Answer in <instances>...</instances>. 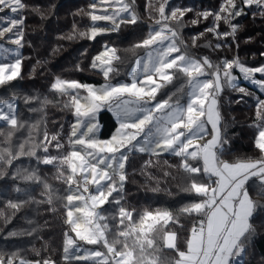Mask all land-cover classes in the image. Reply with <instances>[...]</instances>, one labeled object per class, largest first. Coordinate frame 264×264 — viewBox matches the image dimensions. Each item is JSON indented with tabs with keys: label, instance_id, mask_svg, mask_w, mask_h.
Instances as JSON below:
<instances>
[{
	"label": "snow or ice",
	"instance_id": "1",
	"mask_svg": "<svg viewBox=\"0 0 264 264\" xmlns=\"http://www.w3.org/2000/svg\"><path fill=\"white\" fill-rule=\"evenodd\" d=\"M134 2L135 0H132V3ZM167 3L168 0H162L158 8H155L160 17L156 19V25L159 27L152 29L146 38L133 46L144 48L146 56L136 60L130 83L114 85L110 82V74L117 71L114 61H119L121 57L116 49L105 46L104 50L93 58L91 67L102 72L108 83L97 88L58 77L51 84L53 92L68 97L65 107H71L76 117L75 123L71 125L69 141L73 146L72 150L63 156L40 157L36 150L24 151V144L19 146V153H12L7 148L0 149V160H4V153H7L9 164L20 155H28L44 165L58 163L67 166V174L63 167H58L59 176L64 177L68 185L69 194L64 197L65 222L70 233L74 234L73 236L69 232L65 233V261H91L92 264H165L158 255L159 248L156 245V234L162 232L163 247L174 250L178 257L174 264H232L235 257H240L245 252L248 240L253 235L250 218L256 205L245 185L254 177L264 185V159L236 163L221 159L224 145L229 141L222 135V117L217 97L223 91L224 84L246 93L243 87H238L235 83L237 77L233 75V69H239L245 80L259 85L264 90V79H255L256 73L264 76V65L247 67L240 63L238 58L232 61L223 60L213 65L207 57L196 59L182 51L180 45L183 41L179 40L177 31L167 21L171 19L177 24L181 23L188 9H175L169 16L165 11ZM253 5L264 15V0H239V3L237 0H224L219 12L200 13L204 19L214 17L213 25L206 28L205 32L213 34L217 39L231 36L233 42H237L239 24L232 21L244 15V9ZM99 7V13H87L93 22L92 25L85 31L74 28V34L69 36V39L78 35L80 38L95 40L107 32L118 31L123 24L138 23V17L131 4L125 0H115L114 6L110 0H100ZM109 7L112 8L111 12L108 11ZM25 8L23 0H0V13L7 10L15 14L10 22L0 26V40H8L13 45L22 46L24 17L20 12ZM92 8L96 9L97 5L93 4ZM98 21L109 22L112 27L98 26ZM220 22L227 23L230 32H220ZM191 23L196 24L198 21L193 20ZM203 35L204 33L199 34ZM199 36L192 38L193 47L199 46L196 43ZM215 47L220 48L222 45L216 44ZM0 51L4 53L3 59L0 60V85H7L20 77L22 60L18 52L14 59L9 60V49ZM77 70L82 69L77 66ZM180 75L186 78L187 103L181 104L178 99L173 102L172 97L158 101L157 96L161 89L173 83ZM208 76L212 78H204ZM81 90L86 95H81ZM43 103L48 101L44 100ZM105 106L114 112L119 127L111 139L101 141L95 137L98 125L94 121L96 113ZM256 108L257 132L254 146L264 153V100H260ZM0 124L12 129L24 126L16 114L15 98L0 102ZM206 124L211 125V139L203 144L194 143L209 134ZM53 141L55 148L62 147L58 134L51 135L49 139V134L45 132L43 140L37 142V148L43 145V152L47 154L48 145ZM133 152L156 157L163 153L173 154L182 158L183 170L192 174L189 177V186L184 191L195 194L199 199L185 205L180 211L201 218L198 226L194 225L191 229V234L186 240V250H180L176 246L177 234L167 231L170 223L179 224L170 211L146 210L137 220L133 210L122 205V194L127 180L126 164L129 153ZM189 158L202 161V168L187 163ZM146 165L152 166L151 162H146ZM164 175L168 176L170 173L165 171ZM199 175L207 177L209 182L195 179ZM14 178L40 182V177L34 170H25L23 173L17 170ZM73 184L76 185L75 190ZM89 185L94 186V192L89 190ZM44 187L48 190V203H51L50 186L45 184ZM113 193L120 195L113 197ZM108 203L118 206L117 212L113 214V219L117 220L116 236L111 240L109 217L98 211ZM10 204L13 209L18 210L20 207L18 203ZM129 240L132 241L131 245ZM78 242L90 246L102 244L107 251L92 249L80 254ZM120 243H123V249L116 246ZM16 260L17 254L7 258L0 256V264H16ZM18 264H40V261L31 262L19 258ZM43 264L54 262L45 259Z\"/></svg>",
	"mask_w": 264,
	"mask_h": 264
},
{
	"label": "trees",
	"instance_id": "2",
	"mask_svg": "<svg viewBox=\"0 0 264 264\" xmlns=\"http://www.w3.org/2000/svg\"><path fill=\"white\" fill-rule=\"evenodd\" d=\"M148 1L141 0L140 4L139 0L136 1L137 4L134 2V9L139 17L137 24H123L118 31L109 32L96 38L95 43H101V47L107 44L106 41L121 39L117 44L110 45L117 50V54L121 57L119 61H114L117 71L110 74V81L113 83L120 82L127 77L134 60L144 51V48L133 46L148 36L150 26L156 20V12L150 20L148 19L150 15L147 14L145 8L147 4L151 3V0ZM85 2L84 5H77L75 1L70 2L73 7L72 11L78 9L83 14L77 23L73 21V18L62 19L61 5L55 7L54 10L52 9L53 14L45 17L46 22L43 24V31L39 33V36L42 33H46L47 36H62L64 31V35L69 37L74 34V28L78 31H85L90 26V17L87 13L92 11L91 6L93 4L90 0ZM223 2L224 0H178V7L172 8L173 10L188 9L183 20L178 24V32L180 31L178 37L179 40L183 41V44L180 45L182 51H186L196 59L207 57L213 65H217L223 60L231 61L229 54H232L233 57L236 54L238 58L239 56L240 59L242 58L239 50L234 51L240 34L236 36V44H232L233 39L230 38L231 36H228L226 38L227 42L224 43L225 38L217 39L213 34L205 32L206 28L213 25L214 17L209 16L208 19H204L199 15L203 12H219ZM237 3H239V0H237ZM73 4L76 6H73ZM53 6L54 2L52 1L50 7L53 8ZM155 8L158 7L155 6ZM248 9L245 8V14L237 17L232 22L238 23L239 27L250 25L255 35L260 34L263 36L264 31L258 32L256 26H254L261 19L254 17ZM165 11L166 14L171 15V9H165ZM6 15L3 20L0 19V23L6 24L7 20L11 19L9 16L13 13H7ZM22 16L24 17V26L27 25L28 30L30 25L26 15L23 13ZM193 20H197L198 23H191ZM202 21H205V26L200 24ZM167 22L176 21L170 19ZM220 23L224 24V22ZM220 23L218 30L222 33L228 32L230 28L222 30ZM36 24L39 28L43 26L37 21ZM128 32L131 35H127ZM135 32L138 33L136 37L134 36ZM200 33H207L208 40H200ZM194 36H199L196 42L199 45L198 47H193L192 38ZM47 39L51 44L55 42L53 37ZM81 39L75 36L72 39L73 43L56 44L58 50L50 59L48 57V59L38 61H31L30 59L27 71L24 70L25 68L22 69L21 65V75L18 81L13 82L5 93H0V100H5L10 97L17 99V96H19L17 94L18 90L29 92V95H22L20 99L18 98L16 103L18 120L24 126L12 129L6 125H0V149L7 148L12 153H19L21 152L19 146L24 144V151L36 150L40 157L44 155L63 156L70 150L66 143L73 122L72 108L65 107L68 97H62L53 92L51 84L58 77L82 84H99L102 82V74L91 67L92 60L98 51L78 55L77 50L79 47L85 50L92 46L90 44L92 41L86 38ZM80 40V45L74 44L79 43ZM209 44L211 46H207ZM216 44H221L222 47L216 48ZM130 47V53H126L124 50ZM23 52L24 50L21 47V55ZM25 56L29 58V54H25ZM25 56L23 54L21 64H23ZM55 60L56 65L54 64ZM36 61L42 63V65L35 66L36 63L34 62ZM243 65L247 67L264 65V53H260L255 60L252 62L249 60ZM77 66L82 70H77ZM28 74L30 78H34L30 81L37 79L38 81L31 84L27 82L25 88L23 78ZM238 87H243L246 93L229 88L224 84L223 91L217 97L222 117L220 125L222 135L226 136L229 141L224 145L221 159L230 163L238 161L255 162L264 159V153H261L254 146L257 132L255 127L257 122L255 117L256 107L254 105L256 102L259 103L260 100H264V96L245 83H240ZM13 89L17 96L9 93ZM0 92H3V90ZM44 100H47L48 103L44 104ZM61 110L66 112L68 110L69 115L67 114L63 118L54 115L56 111ZM98 122L100 125V139L110 138L117 126L112 115L108 111H103L98 116ZM45 132L49 134V139L51 135L58 134L59 142L62 145L60 149L55 148V141L48 145L49 150L54 151L52 154L49 151L45 154L43 145L37 148V142L43 140ZM9 133H11V136H9ZM64 134L65 140H62L61 137ZM4 155L5 159L0 160V256L7 258L17 254L16 264L19 258L31 262L40 261V264H43L45 259L54 262V264H92V262L65 261L63 259L64 236L68 230V225L65 222L66 200L64 197L68 194V185L65 183L64 177L59 176L58 167H63L67 174V166H61L58 163L44 165L38 163L35 157L28 155H20L9 164L7 153H4ZM146 162H151L152 166H147ZM181 163L182 158L177 156L161 155L156 157L147 154H133L126 164L127 180L124 184L121 203L126 209L133 210L134 216L135 214L141 216L146 210L152 212L170 211L174 218L179 221V224L170 223L167 231L175 232L177 234L176 246L180 250H186V240L191 234L192 227L194 225L198 226L201 217L189 216L180 211L185 205L199 199L195 194L184 191L189 186V177L192 174L185 172ZM17 170L22 173L25 170H34L40 177V182H29L21 178H14ZM165 171L170 175L165 176ZM195 179L205 183L209 182L207 177L203 175L196 176ZM212 179L215 180V178ZM45 184L49 185L51 189V203H48V190L45 189ZM245 187L251 200L256 205L253 216L250 218L254 232L249 238L245 252L240 256L241 260L238 264H264V185L254 177L247 182ZM153 189L158 190L154 191ZM10 202L20 204L19 209H13ZM110 209L115 214L117 212L116 204H113ZM116 224L117 220L115 228ZM162 234V232L156 234V245L159 248L158 255L165 264H174L175 259L178 257L174 250L163 247Z\"/></svg>",
	"mask_w": 264,
	"mask_h": 264
},
{
	"label": "rangeland",
	"instance_id": "3",
	"mask_svg": "<svg viewBox=\"0 0 264 264\" xmlns=\"http://www.w3.org/2000/svg\"><path fill=\"white\" fill-rule=\"evenodd\" d=\"M52 1L54 2L53 8L50 7V4H51ZM74 1L76 2L77 5H84L86 3L85 2L86 0H23V3L26 5V8L21 10L20 15H22L24 13L26 15V19L28 21V24L30 25L28 30L26 28L27 25H25V26L23 25L22 26L23 27V40H22V46L21 47L23 48L24 52L21 55V53H20L21 52V47H18L16 45L11 44L8 40H0V49H4V48L9 49V53H8V59L9 60L14 59L16 57L17 52L19 53V56L21 55L20 56L21 59H22L23 54H24V56H25V54L26 55L29 54V58H27L25 56L24 62H23V64H21L22 65V69L25 68L24 70H26V71L28 69V65H29L28 63H29L30 59H31V61H35V60L38 61V60H42V59H48V58L50 59V58H52V55L58 50V45H56V44H58V43L59 44L60 43H64V44L73 43L72 42L73 40L69 39L68 36L64 35V31L62 32V36H53V35L47 36L46 33H42L41 36H39V33H41V31H43L42 30V28L44 27L43 24L46 22V20H44V19H45V17L51 16L53 14V10L55 9V7H57L58 5H61V7H62L61 10L63 12V15H61V17H62L63 20L67 19L69 17L71 19L73 18V21L75 23L79 22L80 17L83 16V14L78 9L77 10L75 9V10L72 11L73 7H72V4H70V2H74ZM90 1L93 4L97 5L96 9H93L92 6H91V9H92L91 12L95 11L96 13H99L101 11V8L99 7L100 0H90ZM136 1H135V4H137ZM125 2L130 3L132 10L136 13V11L134 9L135 6H134V3H132V0H125ZM161 2H162V0H159V2H158V0H151V3L146 5V8H145L146 12H147V14L150 15L149 18H148L149 20L152 18L153 15H155V12H156V19H160V17L158 16L159 15L158 12L155 10V6L158 7ZM110 3H112L113 6H114L115 0H110ZM140 3H141V0H139V4ZM36 6H38V7L36 8ZM73 6H76V5L73 4ZM175 7H178V0H168V3L165 5V9H167V10L171 9V12L173 11L172 8H175ZM108 11L111 12L112 8L109 7ZM248 11H251L252 15L254 17H258L259 19H261V20H258V23H256L254 25V26H256L255 27L256 30H258V32L264 31V15L261 14V10L259 8H257L255 5H253L252 7H250L248 9ZM7 13H11V12H8L6 10L4 13H1L0 14V19L3 20V18L5 16H7L6 15ZM123 15H127V14H123ZM136 15H137V13H136ZM11 16H9V17L11 19H13L15 17V14H13ZM137 17H138V15H137ZM140 19L142 20L141 16H140ZM10 20H7V23L10 22ZM36 21L38 23H41L43 26L41 28H39L37 26V24H36ZM138 21H139V17H138ZM92 23L93 22L90 19V26L92 25ZM96 23H97L98 26H101V27H109V28L112 27V25L109 22H106V21H98ZM167 23L170 24L177 31V33L179 34L180 31L178 32V24L176 22H167ZM200 24L202 26L206 25L205 21L200 22ZM3 25L4 24L0 23V26H3ZM157 27H159V26L156 25V20H155L150 26V31L152 29H154V28H157ZM220 27L222 28V30H227L229 25L227 23H224V24L220 23ZM111 32H116V31H111ZM228 32H230V29H229ZM108 33L109 32H107V34ZM105 34H102V35H105ZM238 34H240V38H238V43L239 42L240 43L238 44V46L236 45V48H235L234 51H238L239 50L242 58L240 59V56L238 58V56H236V54L234 55V57H233L232 54H229V57L232 60L235 59V58H238L240 63L245 64L249 60H251V62L253 60H255L257 58V55H259L260 53H264V35L263 36H261L260 34L255 35L254 32H253L252 26H250V25L246 26L245 25L243 27H239V29H238V31L236 33V36ZM127 35H131V33L128 32ZM206 35H207V33H204L203 36H200V40H202V39L203 40H208V37ZM252 35H254V37H252ZM134 36L135 37L138 36V33L135 32ZM48 37H53L55 39V42L53 44L49 43V41L47 39ZM76 37H79V36L76 35ZM248 37H250V38L247 39ZM230 38H232V37H230ZM46 39H47V41H46ZM81 40H80L79 43H74V44L80 45L81 44ZM119 40H121V39H117L115 41H111V40L110 41H106L107 44H104L102 47H101V45H102L101 43H97V44L95 43L96 39L95 40H89V41H92L90 43L92 46H89V48H87L85 50H82V48L79 47L77 52L79 53L78 55L81 56V55L89 54L90 51H91V53L94 52V51H98L95 54V56H96L97 54H99L101 51L104 50L105 46L111 47L110 45L117 44L119 42ZM226 40L227 39L223 40V42L224 43L227 42ZM232 44H236V42H232ZM111 48H113V47H111ZM130 49H131V47L125 49L124 51L126 53H130V51H131ZM216 52H218V51H216ZM3 55H4V53L2 51H0V60L3 59ZM145 56H146V50L144 49V51L141 53V55H139L134 60L132 68L129 71V73H128V75H127V77L125 79H123L120 82H116V83H113L111 81L110 82L112 84H114V85L115 84H120V83H130L133 69L136 67V60L140 59L142 57H145ZM252 56H253V58L250 59V57H252ZM37 61L34 62V63H36L35 66L38 65V64L42 65V63H37ZM54 64L55 65L57 64L56 60L54 61ZM249 64H250V62H249ZM249 67L255 68V67H260V65L253 66V67L249 66ZM49 69L51 70L52 68H49ZM94 70L97 71V72H100L98 69H94ZM208 71H210V70H208ZM100 73L102 74V72H100ZM233 75H235L237 77V79L235 81V83L237 85H239L240 83H245L246 85L256 89L258 92H260L264 96V90H262L259 87V85L254 84V83H252L249 80H245L244 77H243V74L239 72V69H233ZM204 78L211 79L212 77L208 76V77H204ZM18 79H19V77L16 80L10 82L7 85H0V91L3 90V92H0V93H5L7 91V89L9 87H11V84L13 82H15V81L17 82ZM23 79L25 81V83H23V86L25 88L27 87V84H28L27 82H29V84H31L32 82H35V81L37 82L38 81V79L34 80V81H30V80H33L34 78L33 77L30 78L29 74L25 75V77ZM101 79H102V82L99 83V84H88V85H91V86L99 88V87L103 86L105 83L109 82V81L105 80L103 74H102ZM255 79H264V76H261L260 73H256L255 74ZM4 86H6V87H4ZM187 92H188V88H187V85H186V78H184L182 75H180L178 79L173 81V83L168 84L164 88L161 89L160 93L157 96V100L158 101H162V100L168 99L169 97H172V101L173 102H175L178 99L181 104H186L187 100H188ZM9 93H12L15 96H17L16 92L14 91V89L10 90ZM17 94L19 95L17 97L20 99V97L22 95H24V96L29 95V92H23V91L18 90ZM81 95H86V93H84L81 90ZM13 98H15V97H10V98H7L5 100H11ZM17 99L15 98V104L17 103ZM2 101L3 100H0V102H2ZM257 104L258 103L256 102L255 105H257ZM255 105H254V107H256ZM103 111H108L112 115V117H113V119H114V121L116 122V125H117L116 129L119 127V121H118L116 115L114 114V112L108 110V108L106 106L101 108L100 111L96 113V117H95L94 123H96L98 125V130L95 132V137L98 140L106 141V140L111 139V137L115 134L116 129L112 133L110 138L104 139V140L100 139V137H99V135H100V125H99V122H98V116ZM255 112H257V108L255 109ZM72 113H73V109H72ZM251 113H252V110H251ZM67 114L69 115L68 110H67V112L61 110V111H56L54 113V115H57L58 117H61V118L65 117ZM255 117L257 118L256 113H255ZM75 121H76V117L73 115L72 124L75 123ZM0 125H2V124H0ZM71 131H72V128H71ZM206 131L209 134L205 135L203 139H199V140L194 141V143L203 144L207 140L211 139V135H210V133H211V125L206 124ZM65 134L63 135V137H61L62 140H65ZM70 134H71V132H70ZM69 139H70V135H69ZM69 139H67L68 142L66 141L67 142L66 145L69 147L70 150H72L73 146L70 144V142H69L70 140ZM64 147H65V145H64ZM75 147L80 148L81 146H75ZM49 152H50V154H52V152H54V151L49 150ZM133 154H141V153H136V152L129 153V157H131ZM147 155H150V154H147ZM161 155L175 156V155L169 154V153H163ZM187 163H189L192 166H197V167H200V168H202V166H203L202 161L192 160L191 158H189L187 160ZM72 187L75 190L76 185L73 184ZM88 187H89L90 191H93V192L95 191L94 186L89 185ZM118 195H119V193H113V197H118ZM109 199L111 200L112 197H110ZM113 204L114 203H108V204H105L102 208L98 209V211L102 212L103 214H105L106 216L109 217L108 223L111 225V229H110V233H109V239L110 240L113 239L116 236V231H115V229H116L115 228L116 219H113V213L110 211L111 210L110 208L112 207ZM134 217L135 218L137 217L136 219L138 220L140 216L135 214ZM125 223H127V221ZM66 232L70 233L69 227H68V230ZM71 235L74 236V234H71ZM64 239H65V236H64ZM120 240L122 241L123 238H120ZM78 243H79L80 248H81V253L80 254H83V252L86 251V250H92V249H99V250H102V251H105V252L107 251L106 249L103 248L102 244L101 245H92V246H90V245L83 244V242H78ZM128 243L131 245L132 241L129 240ZM116 246L118 248L122 249L123 248V243L117 244ZM63 247H64V243H63ZM64 255L65 254L63 252V259H64ZM109 259H111V257H109ZM240 260H241L240 257H235L233 259L232 264H238L240 262ZM71 261H76V260H71ZM86 262H91V261H86Z\"/></svg>",
	"mask_w": 264,
	"mask_h": 264
},
{
	"label": "crops",
	"instance_id": "4",
	"mask_svg": "<svg viewBox=\"0 0 264 264\" xmlns=\"http://www.w3.org/2000/svg\"><path fill=\"white\" fill-rule=\"evenodd\" d=\"M213 178H215V177H213Z\"/></svg>",
	"mask_w": 264,
	"mask_h": 264
}]
</instances>
